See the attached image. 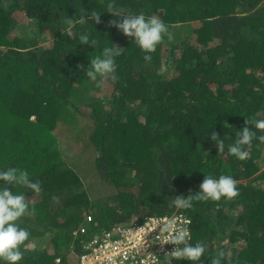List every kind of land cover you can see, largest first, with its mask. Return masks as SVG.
Segmentation results:
<instances>
[{
	"label": "trees",
	"instance_id": "1",
	"mask_svg": "<svg viewBox=\"0 0 264 264\" xmlns=\"http://www.w3.org/2000/svg\"><path fill=\"white\" fill-rule=\"evenodd\" d=\"M106 3L0 0V170L26 169L42 186H9L36 211L19 221L31 234L22 264H76L102 230L175 212L191 218L188 244L206 245L198 264L221 249L231 264H264V142L243 161L227 148L245 127L264 135L252 123L264 119V0H115L169 26L150 63ZM93 9L99 24H68ZM85 30L96 47L80 44ZM110 43L124 48L120 80L97 86L85 69ZM207 173L232 175L239 195L176 207Z\"/></svg>",
	"mask_w": 264,
	"mask_h": 264
},
{
	"label": "clouds",
	"instance_id": "2",
	"mask_svg": "<svg viewBox=\"0 0 264 264\" xmlns=\"http://www.w3.org/2000/svg\"><path fill=\"white\" fill-rule=\"evenodd\" d=\"M106 12L112 14L117 19L111 23L127 37H132L139 49L145 53L144 60L152 61L151 53L156 51L157 46L167 36L172 39V33L169 26L158 16H147L143 12L133 14L124 8L118 6L115 0H107ZM94 21L96 24L101 22V11L93 9L86 15H81L79 19L68 18V24L86 25L88 21ZM79 41L82 45H91L96 47L97 41L92 38L90 31H81ZM124 53V48L117 47L113 43L104 46L99 54L89 60L85 69L86 76L92 82L100 86L106 80L113 84L119 82L120 77L117 74V58ZM83 67V66H81ZM249 125V122L246 121ZM255 129L264 130V119L252 121ZM237 139L233 144L227 146L228 152L239 160L243 161L248 157L245 146L250 147L253 140L259 139L264 142V135L257 137V134L245 127L237 133ZM212 139L216 141L221 151L225 148L223 141L217 139V134L212 133ZM29 172L26 169L9 166L0 170V264H22L24 252L21 246L30 238L28 228L22 227L19 221L26 215H35V208H30L29 201L26 200L24 191H13L9 186L17 189L23 187L32 193L40 194L42 186L39 180L29 179ZM239 195L237 181L232 175L221 174L218 177L212 173H207L202 181L199 191L190 194L187 197H176L173 203L176 207L189 209L193 207L194 201H219L221 198L233 199ZM189 232L180 231L172 237L174 244H182V247L175 248L172 254L176 258L187 259L192 264H198L201 257H205L206 245L202 241L195 244H188ZM230 252L223 249L218 250L216 255L211 257V264H231L227 260Z\"/></svg>",
	"mask_w": 264,
	"mask_h": 264
},
{
	"label": "built area",
	"instance_id": "3",
	"mask_svg": "<svg viewBox=\"0 0 264 264\" xmlns=\"http://www.w3.org/2000/svg\"><path fill=\"white\" fill-rule=\"evenodd\" d=\"M93 217L86 216L91 223ZM191 218L175 212L165 216H150L136 222L104 229L82 245V252L76 264H166L177 259L172 251L182 247L174 244L172 237L187 230L191 241ZM84 225L78 232L85 233ZM60 263V258L56 259Z\"/></svg>",
	"mask_w": 264,
	"mask_h": 264
},
{
	"label": "rangeland",
	"instance_id": "4",
	"mask_svg": "<svg viewBox=\"0 0 264 264\" xmlns=\"http://www.w3.org/2000/svg\"><path fill=\"white\" fill-rule=\"evenodd\" d=\"M50 40L48 39L47 35H45L41 41H40V45H46L47 43H49ZM263 162H264V157H263Z\"/></svg>",
	"mask_w": 264,
	"mask_h": 264
}]
</instances>
